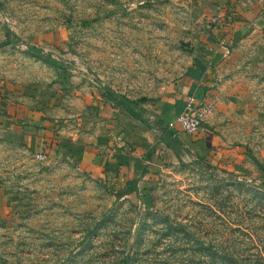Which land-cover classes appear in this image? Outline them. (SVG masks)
<instances>
[{
    "label": "rangeland",
    "instance_id": "obj_1",
    "mask_svg": "<svg viewBox=\"0 0 264 264\" xmlns=\"http://www.w3.org/2000/svg\"><path fill=\"white\" fill-rule=\"evenodd\" d=\"M212 2L0 0V103L8 92L14 101L22 93L27 110L36 111V85L45 87L46 100L68 77L85 76L78 86L99 82L90 66L105 89L139 102L155 122L149 101L170 92L201 55L197 47L216 25ZM26 44L68 60L55 66ZM255 51L248 50L245 59L252 61L241 63L238 75H248L264 118V64H257ZM60 124L42 149L27 145L20 132L0 133V264H264V190L203 172L177 147L183 163L164 162L119 198L124 188L83 173L54 147L68 134ZM258 160L232 169L201 165L264 185Z\"/></svg>",
    "mask_w": 264,
    "mask_h": 264
},
{
    "label": "crops",
    "instance_id": "obj_2",
    "mask_svg": "<svg viewBox=\"0 0 264 264\" xmlns=\"http://www.w3.org/2000/svg\"><path fill=\"white\" fill-rule=\"evenodd\" d=\"M212 5L216 25L208 29V40L197 47L201 55L170 92L149 101L150 106L199 163L222 169L243 162L251 165L253 159L262 163L263 112L254 106L248 75H238V69L252 61L245 59L251 47L256 49L257 64H264V0H216ZM82 77L58 81L54 85L58 92L46 100L47 90L36 85L35 97L31 96L36 111L27 110L26 95L17 94L19 100L14 101L8 92L0 103V133L12 137L20 132L27 145L42 149L46 144L50 147L55 138L49 130L60 121L68 134H61L54 147L76 161L83 173L113 188H126L135 179L140 182L164 162L185 161L140 118L110 98L100 82L89 80L78 86ZM65 91L69 94H61ZM193 95L210 106L197 134L185 132L177 120ZM30 112L36 115L33 122L27 118Z\"/></svg>",
    "mask_w": 264,
    "mask_h": 264
},
{
    "label": "water",
    "instance_id": "obj_3",
    "mask_svg": "<svg viewBox=\"0 0 264 264\" xmlns=\"http://www.w3.org/2000/svg\"><path fill=\"white\" fill-rule=\"evenodd\" d=\"M0 12L2 13V15H4L1 4H0ZM7 26H8V32H9V35L11 37L12 43L18 44L17 41L13 39L12 30H11L9 24H7ZM26 47L28 49L40 54L43 58H46V59H53V60L62 61V62L68 60V59H66V58H64L62 56L52 55V54L46 52L45 50H43L41 48L34 47V46L29 45V44H26ZM70 62H72V60H70ZM88 68L91 71V73L99 80V82H101L104 85L106 84L105 81L100 77V75L98 73H96L90 66H88ZM107 89L113 96L118 98L123 104H125L126 106L131 108L134 112H136L139 116H141L148 123V125L151 128L156 130L160 134V136L164 138V140H165V142L167 144H169L171 146H175L177 144H181L186 149V152H187L188 156L191 158L193 164L195 166H197V168L199 170H201L203 172H206V173H208V174H210L212 176H216L218 178H222V179H226V180H232V181H234L236 183H239V184L248 185V186H254V187H257V188H260V189L264 190V185L258 184V183L254 182V181L244 180V179H240V178H236V177H228V176H225V175H223L220 172H217L215 170H209V169L204 168L198 162V160L195 159L193 153L188 148H186L184 143H182L177 138H172L170 136V134L166 130H164L159 125L155 124V122L137 104L132 102L130 99H128L126 96L122 95L118 91L114 90L112 87L107 86Z\"/></svg>",
    "mask_w": 264,
    "mask_h": 264
},
{
    "label": "built area",
    "instance_id": "obj_4",
    "mask_svg": "<svg viewBox=\"0 0 264 264\" xmlns=\"http://www.w3.org/2000/svg\"><path fill=\"white\" fill-rule=\"evenodd\" d=\"M186 110L177 118L183 130L189 134H197L202 126L206 115L210 111V106L204 100L196 96H190L187 101ZM45 154H40V159H45Z\"/></svg>",
    "mask_w": 264,
    "mask_h": 264
},
{
    "label": "trees",
    "instance_id": "obj_5",
    "mask_svg": "<svg viewBox=\"0 0 264 264\" xmlns=\"http://www.w3.org/2000/svg\"><path fill=\"white\" fill-rule=\"evenodd\" d=\"M8 35H9V34H8ZM9 41H10V39H9ZM31 51H32V50H31ZM32 52H33V51H32ZM37 54H38V53H37ZM38 55H40V54H38ZM42 58H43V57H42ZM43 59L46 60L47 62H49V63H51V64H53V65H55V66H59V67L63 66V64H64V62H62V61H57V60H53V59H46V58H43ZM108 95H109L111 98H115V97H114L109 91H108ZM132 102H134L135 104L139 105V102H137V101H132ZM119 103L123 104L120 100H119ZM124 106L127 107V109H128L131 113H133L136 117H138V118H140L141 120H143L144 122H146L141 116H139V115H138L136 112H134L131 108H129V107L126 106L125 104H124ZM141 109H142L143 111H146L145 108H141ZM155 124L159 125V126L162 127L164 130H166V131L170 134V136H171L172 138H175V135L173 134V132H172L167 126H165V125L163 124V122H162L161 119L156 120V121H155ZM160 138L162 139V141L165 142V140H164L163 137L160 136ZM167 145L170 146V147H172V148L180 147L178 144L175 145V146H171V145H169V144H167ZM178 155H179V157H181L180 154H178ZM180 162L183 163V161L181 160V158H180ZM200 164L203 165L202 162H200ZM138 181H139V179H135V180L130 181V182L128 183V186H127L126 188H124L123 190H120V191L117 193V194H118V197L121 198V197H123V196H125V195H130L131 193H134V191H135L134 188L136 187Z\"/></svg>",
    "mask_w": 264,
    "mask_h": 264
}]
</instances>
